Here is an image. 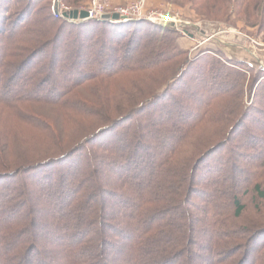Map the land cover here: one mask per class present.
Returning a JSON list of instances; mask_svg holds the SVG:
<instances>
[{"label":"trees","instance_id":"16d2710c","mask_svg":"<svg viewBox=\"0 0 264 264\" xmlns=\"http://www.w3.org/2000/svg\"><path fill=\"white\" fill-rule=\"evenodd\" d=\"M51 1L0 10V264H264V71ZM168 1L264 33V0Z\"/></svg>","mask_w":264,"mask_h":264},{"label":"rangeland","instance_id":"374dc122","mask_svg":"<svg viewBox=\"0 0 264 264\" xmlns=\"http://www.w3.org/2000/svg\"><path fill=\"white\" fill-rule=\"evenodd\" d=\"M11 1L13 3L15 2V6L20 7L21 9L22 7H25V8L29 7V2H30L31 4H33L32 5L33 10H35L36 8L35 3L38 0H0V10H2V8L4 10V7L10 6L9 2ZM109 1L115 5H127V4L133 5L137 3L139 0H109ZM61 4H64L63 0H52L51 1L50 8H52L54 15L59 16L57 15L56 12H54V10L57 11V6L58 5L61 6ZM88 5H91V3L84 2L83 4H81L80 6L74 9H81V8L83 9L87 7ZM69 8L73 10V8L71 7ZM154 10L163 12L169 18H173L172 22H167V23L170 25L171 23H174V27H176L181 37V45L184 49L188 50L190 58H194L195 55L199 54L202 50L206 49L207 47H212V48H216L220 50L223 53L224 58L230 60V55H228V53L226 52V50H230V49L227 48L225 50V48L220 47L219 44H217V42L206 39L205 35H216L217 36L219 34L218 38H220L222 35L226 34L227 37L231 38V40L229 39L227 41H230L232 44H236L238 43V41L233 39V36H231L232 34L236 33V34L242 35L245 38H247L252 46H256L258 49H264V33H258V32L256 33V30L252 28H247L246 22L244 20L240 18L238 19L237 17L232 16L231 21L233 22V24L227 23L224 21H212L211 19H208L206 16H200L196 14L195 10L191 8L189 5L185 7H181L177 4L170 3L168 0H144V9L142 10V15L139 17H132L131 19L129 18L128 21L130 22L135 21L136 20L135 18H144L143 20H146L152 24L159 23L157 21L145 19L146 15L148 13L151 14L152 13L151 11H154ZM7 16L10 18L7 19L5 22H8L7 24H10L12 22L11 21L12 15L8 14ZM0 20H1V13H0ZM67 20L72 21L70 18H67ZM1 23H2V20L0 24ZM132 30L133 29L129 28L128 34H131L130 32ZM111 43L114 44V42H111ZM223 50H225V52ZM215 58L218 59V56H215ZM208 61L213 62V58L210 57ZM200 65L204 67L203 71L205 72L206 70L205 62L204 63L200 62ZM211 70L212 69L209 68V70H207L206 73ZM203 74L204 73H201L198 76L199 78H201V80L204 78ZM210 76L211 74L208 73V77ZM55 85L59 86V83L56 81ZM50 86H51L50 83L46 84V86L44 87L46 92L49 91ZM183 86L184 84L181 87L183 88ZM59 87L62 89L63 88L65 89V86L63 85H60ZM186 88H187V85L183 89H186ZM38 169L40 171L42 169L47 170L44 167L43 168L39 167ZM261 225L263 226L264 222L261 223ZM259 241L260 240H256L254 243H257Z\"/></svg>","mask_w":264,"mask_h":264},{"label":"water","instance_id":"95a60500","mask_svg":"<svg viewBox=\"0 0 264 264\" xmlns=\"http://www.w3.org/2000/svg\"><path fill=\"white\" fill-rule=\"evenodd\" d=\"M66 18L72 20H86L90 19L89 14L86 10L73 9L70 12H64L63 14ZM119 20L121 16L118 13L104 15L102 20ZM171 26H174V23H171ZM232 34V33H231ZM219 35V34H218ZM218 35H205L206 39L217 42L220 47H224L228 55H230V60L234 62H240L248 65L256 71H264V49H258L256 46H252L247 38L239 34H232L233 39L238 41L236 44H232L230 41L231 38L227 37L226 34L218 38ZM225 50H223L225 52Z\"/></svg>","mask_w":264,"mask_h":264},{"label":"built area","instance_id":"2783aa9c","mask_svg":"<svg viewBox=\"0 0 264 264\" xmlns=\"http://www.w3.org/2000/svg\"><path fill=\"white\" fill-rule=\"evenodd\" d=\"M56 5V3H55ZM144 9V0H139L137 3L133 5H115L109 0H94L91 5H88L85 8H81L79 10H86L89 14L90 19H99L102 18L106 14H110L111 16L115 13H118L123 20H129L132 17H139L142 15V10ZM71 9L64 4L61 6H57V15H63L64 12H68ZM151 14H147L145 19L157 21L162 24H166L167 22H172L173 18H169L160 11H151ZM135 19H144V18H135ZM175 20V19H174Z\"/></svg>","mask_w":264,"mask_h":264}]
</instances>
